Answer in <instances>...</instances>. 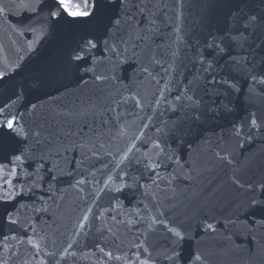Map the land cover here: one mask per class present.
<instances>
[{
  "label": "water",
  "instance_id": "water-1",
  "mask_svg": "<svg viewBox=\"0 0 264 264\" xmlns=\"http://www.w3.org/2000/svg\"><path fill=\"white\" fill-rule=\"evenodd\" d=\"M57 3L0 0V264H264V0Z\"/></svg>",
  "mask_w": 264,
  "mask_h": 264
},
{
  "label": "snow or ice",
  "instance_id": "snow-or-ice-1",
  "mask_svg": "<svg viewBox=\"0 0 264 264\" xmlns=\"http://www.w3.org/2000/svg\"><path fill=\"white\" fill-rule=\"evenodd\" d=\"M101 2L107 3V4H119L120 0H82L81 4H76L75 6L80 9V15L79 16H72L73 18H79L76 20L84 21L86 23L92 24L94 27H111V20L108 21L107 24H105V19L102 15H97L99 12V9L97 7L98 4ZM56 8L59 11H49V15L53 17H63L66 13L65 10L62 7L61 0H58V3L56 4ZM89 8L91 9L89 11ZM67 14V13H66ZM112 19H115L113 17ZM236 25H239V29L236 32L230 33L226 36L219 37V43L214 45H208L210 49H215L217 54H223L226 51V48L222 45L224 44L225 39L230 41L233 45H236L240 48L244 46V44L248 43L250 37L246 35V33L255 34L257 29L264 28V14L260 16L248 14V15H240L239 13L237 15H234L232 17L231 21V27L235 28ZM91 44V41H89ZM91 46L94 48L95 44H91ZM77 51H83V49L78 48ZM76 60H82L84 57L82 55H76ZM211 67V65H209ZM253 81L256 80V76H252ZM2 81L3 78L0 77V87H2ZM222 83H225L226 81H221ZM211 83L215 84L217 81L212 80ZM261 83H264V81H261ZM231 87H235V85H231ZM22 95V90L16 92V96L20 97ZM250 123L253 127H257L258 121L257 119H251ZM16 125L15 118L11 119H5V122L3 125H0V132H3V128L6 127L8 130H13ZM237 133L241 131V129L236 130ZM16 159L19 160L20 157L16 156ZM13 175H15V170H13ZM12 181L8 179H4V184L0 185V187H3L4 185L11 184ZM199 259V257H197Z\"/></svg>",
  "mask_w": 264,
  "mask_h": 264
},
{
  "label": "rangeland",
  "instance_id": "rangeland-1",
  "mask_svg": "<svg viewBox=\"0 0 264 264\" xmlns=\"http://www.w3.org/2000/svg\"><path fill=\"white\" fill-rule=\"evenodd\" d=\"M61 1L64 4L67 11L78 14L80 13V9L75 6V3L71 2L70 0H61Z\"/></svg>",
  "mask_w": 264,
  "mask_h": 264
}]
</instances>
